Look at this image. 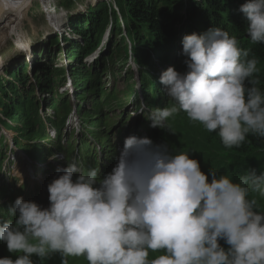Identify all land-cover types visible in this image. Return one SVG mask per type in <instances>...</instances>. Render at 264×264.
Instances as JSON below:
<instances>
[{
	"label": "clouds",
	"instance_id": "obj_1",
	"mask_svg": "<svg viewBox=\"0 0 264 264\" xmlns=\"http://www.w3.org/2000/svg\"><path fill=\"white\" fill-rule=\"evenodd\" d=\"M240 11L251 41L264 43V0H248ZM183 53L188 71L162 73L172 103L150 112L151 127L174 133L170 119L184 113L217 132L227 149L242 147L249 135L264 138V92L251 50L217 27L185 36ZM57 171L63 174L48 185L50 207L23 197L8 207L0 241L18 258L0 264H35L33 256L44 262L55 255L61 264L69 257L88 264H264V212L250 198L264 196V174L250 170L234 182L212 171L209 181L189 152L172 154L167 145L136 136L126 138L105 176L76 162Z\"/></svg>",
	"mask_w": 264,
	"mask_h": 264
},
{
	"label": "bare ground",
	"instance_id": "obj_2",
	"mask_svg": "<svg viewBox=\"0 0 264 264\" xmlns=\"http://www.w3.org/2000/svg\"><path fill=\"white\" fill-rule=\"evenodd\" d=\"M31 1L34 0H0V34L4 33L3 36H7L11 31L9 28L10 25L19 23V21L23 23L27 20L28 13L26 10H29V8L31 7ZM199 2H201V0H181L179 8L184 11L188 9L195 10L194 4ZM190 4L193 5V7H191ZM231 5L232 3L227 4L226 6L230 7ZM115 10L116 8L114 9V11ZM41 12L44 11L42 10ZM203 14L204 12L195 15L203 16ZM207 14V17H209L211 13L208 12ZM201 21L204 23L206 32H208L209 29H215L217 27L223 30L227 29V26L225 25L217 24L215 22H208L206 20ZM86 26L91 25L87 24ZM144 26L147 25H143V27ZM132 27L133 25L125 24L122 14L111 16V23L107 22L104 24L103 21L97 23L95 30L99 31L98 29H102L103 32H107L108 34L115 33L119 35V38L113 43H110L106 42L108 40L102 36L93 35L96 38L101 37L100 41L104 42L101 47L104 48L105 53H107L108 55H105L104 53H97L94 51H92L94 52L93 54H90L89 52L91 51L85 49V54L79 56V58H77L75 60V63L73 64L74 67H85V69H91L92 71L99 70L104 73L97 79L92 78L91 83H86L87 85L101 82L104 83V86H99L97 87V89H92V93L97 94V96L94 98V103L92 104L94 110L103 112L104 107H107L109 110V112L105 113L100 118L101 123H97L95 118L85 120V114L83 112L66 114L62 118V121L58 126L59 128L57 127L55 130L49 131L48 133L50 135V138L56 137L55 145L53 147H45L47 143L46 142L40 148V150H46L56 153L58 158L52 159L51 157H44L40 154L39 151V160L36 162V164L28 167L27 169L25 167V170L22 173L19 172L18 175H13L11 178L13 181L18 180L19 178L25 179L26 175L24 174H30V176L33 178L35 173L38 172V176H40V178L38 179H41L46 174V171L51 169L50 166L52 163L56 165L62 163L63 158L61 154V145L58 142L64 137L65 131L75 132L79 129L80 126L84 127L85 125L88 126L87 128L92 127L91 130L92 132H94L92 136L95 135V141L92 140V143L94 145L91 147L92 154L90 155V160L92 164L98 165L99 167H101L102 165L110 164L112 165L111 168L113 169L118 163V158L120 156L119 152H122L124 149L126 138L136 136L141 138L148 137L153 141V143L158 142V145H167L169 152L172 154L180 151L189 152L192 159H196L200 162L201 170L206 175H208L209 181H211L212 179V171H215L217 176H219V171L224 164L223 159L220 157V155L228 149L224 147L220 138H214L213 140H211L207 137L201 136L202 132H208L203 129V125L197 124L196 122H191V120L185 118V126H183L181 129H177L173 125V123L181 122L182 117L176 116L175 119H170L171 127L174 133L169 132L165 129L151 127V120L149 119L150 112L155 108H149V105L162 104L164 98L158 97V94L162 92V89L160 87L165 86L161 83V79L159 77L152 74L143 76V73L149 72V67H153L157 64L162 71H166L169 67H174L176 65V62L180 61L179 66H177L175 69L182 74L186 71V69H188L187 65H184L182 67V64L184 63V56L186 55L183 53V50L177 49L176 51L170 53L173 55V57H175L176 62H169V60L165 57V53L170 47L176 45V43L178 42L177 38H174L172 40L163 39L152 50L150 45H148L149 40L146 38L145 33L142 32V29L139 27ZM82 28L80 29V32H83ZM231 30L232 29H230V31ZM172 31L176 34H183L186 32V30H177V28L172 29ZM229 34L233 36L232 33ZM66 41H69V39H66ZM4 43L5 42L3 40H0V46H2ZM19 43L21 44V46L17 48L19 52L26 51L25 48L29 50L33 49V47H31V42L27 33L22 35ZM107 43H109L108 49L105 48V45ZM15 47H17V45ZM133 53L135 59L133 58ZM71 55L73 56L72 51ZM49 58H47V60ZM62 63V68H60L61 71H64V68H67V66L72 65L69 61H63L62 59L59 60L58 66L60 67ZM137 64L140 65L139 70H136L134 72H129L126 70V68H137ZM114 66L121 67L108 72V70ZM94 67L100 68L96 69ZM78 72L82 74L81 70H79ZM149 81L156 82L160 87L149 85ZM77 83V79L71 83L73 84L72 87H74V89L78 87ZM41 90L42 88H37L35 91L36 94H40ZM19 91L20 90H18V92ZM35 92L33 96L36 95ZM73 92L74 91H71V88L66 91H62V99H66L67 101H69L68 105L66 103H62L65 106V111L66 109L70 111L82 105H91L88 99L80 100L82 97L86 98L90 96L87 91L81 90L77 93ZM43 93L44 96L49 97V94L45 90H43ZM29 98L32 99V96L30 95ZM57 103L58 98L40 102V104L46 108L52 104H55L54 106H56ZM142 104L148 105V107L145 108L144 113H140ZM48 112L49 115L43 114L45 116V119H49L51 117L50 108H48ZM16 117L18 118V120L16 119ZM16 117L14 116L12 119H10V128L18 126L21 120V114L18 113ZM115 120H118V131H115V128H117L115 127ZM13 122L17 123L13 124ZM139 125H141V129L139 128ZM94 128H98V130L95 131ZM2 130L4 134L8 133V131H6L5 129ZM80 130H78V135L79 132H81ZM110 134L113 136L112 141L108 140V136H110ZM17 137V139L27 138L25 136H21L20 134H18ZM86 137V135L81 137V140L84 141ZM174 139L179 140L178 142L174 143ZM99 140H102L103 142L101 143L99 142ZM201 140H204L203 145H201ZM206 147L208 151H205ZM20 151L23 150L20 149ZM17 154L19 153L17 152ZM232 154L239 156V152L237 149H232ZM246 156L247 153L245 151L242 154V158H245ZM229 158L232 159V157ZM76 161L77 160H74L73 162ZM42 162H46L47 164ZM215 163H218V166L213 169L212 166ZM28 171L34 172L29 173ZM76 174L79 175V173ZM60 175H62L61 171L54 177L58 178ZM52 181L53 180L50 177L46 182L42 183L36 180L35 184L38 188L48 189V185ZM19 190L25 192L26 188L23 186H19L16 187L13 191L16 192ZM19 197H23L24 199V196ZM252 197L258 199L259 193L253 192L250 198ZM261 208L262 210H264V204Z\"/></svg>",
	"mask_w": 264,
	"mask_h": 264
},
{
	"label": "trees",
	"instance_id": "obj_3",
	"mask_svg": "<svg viewBox=\"0 0 264 264\" xmlns=\"http://www.w3.org/2000/svg\"><path fill=\"white\" fill-rule=\"evenodd\" d=\"M69 1L72 2L71 5L69 6V8H71V6H73L74 2L77 0H65V2L67 3ZM209 1L216 2V0H209ZM113 2L117 5L120 13L122 15L124 14L127 18L130 19L131 25H133L132 28H136V27L142 28L143 25H146L144 23L149 24L147 26L152 28L154 18L160 10V7L156 8L155 10L151 7L153 6L154 3H156L159 6V2H162L161 7L163 9V12L169 15V11H170V14L175 16V14L177 13L179 9L181 0H158V1L157 0H150V1L130 0V5L127 4V0H113ZM224 2H225V5L234 3L233 0H224ZM237 2L247 3L248 0H238ZM127 5L128 7H125ZM190 6L193 7V5L191 4ZM106 7H108L107 4L103 5L102 7L98 5L96 9L93 10L92 8H90L88 10L89 11L88 13L90 14L91 19L93 21L88 22L90 23L91 26H88L90 33L86 34L87 36L92 35L93 32H96L94 33L95 36H101L103 30L98 29L99 31H97L95 30V27H96V24L101 21H103V23L105 24L107 21L108 15H111L109 12V9L108 10L105 9ZM161 11L162 10H160V13ZM199 11H197L198 13H195V14L202 13V11L201 12ZM222 13H226V12H222ZM207 15L208 14L206 13V11H204L203 17H207ZM95 18L98 20H95ZM86 20H87V17L80 18V20H76L72 18L70 22L74 26V29L79 30L76 27V25L79 23H87ZM239 20L240 19L237 18L236 16H231L229 18L224 19L221 25H225L227 26V28L232 29L230 32H232L233 35L239 38L243 46L249 48L252 52H254L256 56L255 58L259 60V67H261V72H262V79L258 76L260 80V84L258 85V87H260L261 91L264 92V43H254L255 45H252L248 41V40H251L250 36H248V39L245 40V28L242 22L241 23L238 22ZM160 23H162V21ZM82 29H83V33H85L84 28ZM246 33L248 34V31H246ZM88 43H90V38L87 40V44L85 45V47L88 51H91L92 49L89 47ZM74 55L75 54H73V56ZM45 67L46 66L41 64L39 61L34 64L33 75L37 76L35 80H38L40 83L39 85H37L38 87H41V85H43L44 83L43 71L47 72L48 74L50 73V70ZM23 72H24V66H19L16 70H13L12 72H10V75H11L10 77H12L13 79L15 78L14 80L17 81L22 87V90L25 91L24 88L28 82V79L23 75ZM30 89H31V86H30ZM18 90H21V89L17 85L8 83L7 81L6 82L0 81V108H2L3 114H6V117H10L11 115H14L12 109L14 110L19 109L21 111H24L25 116H27L29 119L30 116L27 114L26 111L28 107H30V109L34 111L35 110L34 106L32 105L30 98L26 96L25 94L20 95ZM7 93L10 94V98L8 97ZM3 124H6V123L3 122ZM27 125H28V121H27ZM27 135L28 134H26L25 136ZM253 139L254 138L249 135L247 141L243 144L242 147L234 148V149L241 150V148H243V152H245L244 148H246L247 150L246 157H249L254 152H256L257 149L264 146V142L260 143V141L253 140ZM240 156L242 157V155ZM243 159L244 158H242L241 160ZM219 243L225 249L229 247L224 240H220Z\"/></svg>",
	"mask_w": 264,
	"mask_h": 264
},
{
	"label": "rangeland",
	"instance_id": "obj_4",
	"mask_svg": "<svg viewBox=\"0 0 264 264\" xmlns=\"http://www.w3.org/2000/svg\"><path fill=\"white\" fill-rule=\"evenodd\" d=\"M83 2V3H82ZM112 0H80V2L76 3V6L69 9V6L71 5V1L68 3L65 2V0H34L31 1V7L27 11V20L21 23L10 25V33H8L7 36H3V34H0V40H3L5 43L0 46V81L6 80L10 81V78L7 76V73H10V71L16 69L21 63H24L29 53L32 52L34 56V60L37 58V55L40 52H44L48 45V40L53 39V34H55L53 28L58 25H62L67 23L70 24V19L75 18L80 20V18L87 17V23H79L76 25V27L80 30L82 27H86L87 24H90L88 22L93 21L91 19L90 14L88 13V7L94 8L100 5L101 7L105 4L108 5V3H111ZM62 3V4H60ZM40 4H43V6L48 5V7H44L42 10L44 11L43 14L41 13V10L39 9ZM75 4V3H74ZM127 4L130 5V0H127ZM159 4H162V2H159ZM50 6V7H49ZM106 10L109 9V12L111 14H116L117 9L114 11L115 7L112 5H109L105 8ZM51 14H53V17H48ZM83 16V17H82ZM90 19H89V18ZM125 24L129 25V20H127L125 17H123ZM95 20H98L95 18ZM31 21V22H30ZM168 21V22H167ZM166 21L168 25H170L175 20H172V18H169ZM192 30L196 34H204L206 33V28L204 26L203 22H195L194 28ZM27 33L30 42L31 47L33 49H26V51L19 52L17 48L21 46L19 43L20 38L23 34ZM61 34V33H60ZM17 45V47H15ZM103 45V44H102ZM67 46V48H66ZM109 43L105 45V48L108 49ZM60 49H65V52L69 54V49L67 43H62ZM53 48L50 47L48 51H46V56L49 55L50 51H52ZM101 53H104L105 55H108L105 53V50H101ZM75 51H72V54H77ZM61 53V52H60ZM90 54H93L94 52H89ZM33 58V57H32ZM56 65L58 66L59 60L64 59V56H56ZM27 61V60H26ZM30 61V60H29ZM69 61V60H66ZM70 62V61H69ZM31 63V62H30ZM72 64V62H70ZM63 65V63L61 64ZM128 70H131L132 72L136 71L137 68H129ZM17 84V83H16ZM205 129V128H203ZM206 130V129H205ZM207 131V130H206ZM0 133L3 134V130L0 129ZM11 133V132H9ZM202 132L201 136L207 137L211 140H213V136H205ZM199 136V135H198ZM8 144L9 139H7ZM204 140H201V145L204 144ZM205 151H208L207 147ZM5 154H8V150L5 151ZM18 160L14 158V164L13 167H15V164ZM19 162V161H18ZM12 172L18 173L17 171L13 170ZM26 190H30V186L26 184L25 186Z\"/></svg>",
	"mask_w": 264,
	"mask_h": 264
}]
</instances>
